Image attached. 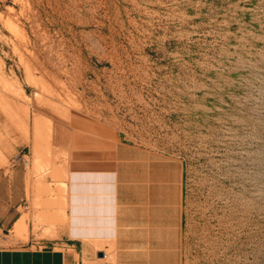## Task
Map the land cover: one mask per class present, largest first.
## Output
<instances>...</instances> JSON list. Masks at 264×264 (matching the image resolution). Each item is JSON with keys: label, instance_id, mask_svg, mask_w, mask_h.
I'll list each match as a JSON object with an SVG mask.
<instances>
[{"label": "rangeland", "instance_id": "rangeland-1", "mask_svg": "<svg viewBox=\"0 0 264 264\" xmlns=\"http://www.w3.org/2000/svg\"><path fill=\"white\" fill-rule=\"evenodd\" d=\"M72 112L119 139L120 234L86 263L264 264V0H0L6 247L80 258Z\"/></svg>", "mask_w": 264, "mask_h": 264}, {"label": "crops", "instance_id": "crops-1", "mask_svg": "<svg viewBox=\"0 0 264 264\" xmlns=\"http://www.w3.org/2000/svg\"><path fill=\"white\" fill-rule=\"evenodd\" d=\"M70 129L73 138L68 170L67 232L79 260L74 250L51 244L34 248L30 241L21 246L6 247L1 243L4 238L0 235V264H89L85 258L91 248L85 244L103 243L119 237L118 134L114 128L79 112H72ZM6 185L7 178L0 166V194ZM3 205L0 198V232L5 233L9 224L2 221ZM99 252L101 249L96 255Z\"/></svg>", "mask_w": 264, "mask_h": 264}, {"label": "bare ground", "instance_id": "bare-ground-1", "mask_svg": "<svg viewBox=\"0 0 264 264\" xmlns=\"http://www.w3.org/2000/svg\"><path fill=\"white\" fill-rule=\"evenodd\" d=\"M1 153V152H0ZM3 159V158H2ZM1 160V159H0ZM2 164V163H1ZM37 168V166H36ZM38 169V168H37ZM39 170V169H38ZM37 170V171H38ZM38 175V174H37ZM22 221V220H21ZM19 222L20 224L16 227V231H17V235L16 237L19 238L21 237L23 234H25V232L27 231V226L25 225V221Z\"/></svg>", "mask_w": 264, "mask_h": 264}, {"label": "water", "instance_id": "water-1", "mask_svg": "<svg viewBox=\"0 0 264 264\" xmlns=\"http://www.w3.org/2000/svg\"><path fill=\"white\" fill-rule=\"evenodd\" d=\"M97 256L99 257V258H103L104 256H105V253L104 252H99L98 254H97Z\"/></svg>", "mask_w": 264, "mask_h": 264}]
</instances>
